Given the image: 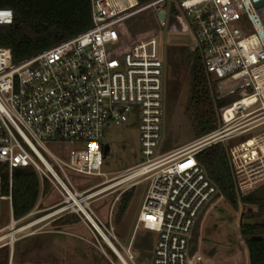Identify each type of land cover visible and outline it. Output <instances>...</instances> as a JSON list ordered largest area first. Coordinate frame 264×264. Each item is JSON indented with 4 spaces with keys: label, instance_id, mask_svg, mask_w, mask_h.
Returning a JSON list of instances; mask_svg holds the SVG:
<instances>
[{
    "label": "built area",
    "instance_id": "1",
    "mask_svg": "<svg viewBox=\"0 0 264 264\" xmlns=\"http://www.w3.org/2000/svg\"><path fill=\"white\" fill-rule=\"evenodd\" d=\"M263 1L90 0L92 27L85 33L19 65L13 63L10 49L0 48V165L7 166L10 175V193L6 196L0 177V213L3 202H7L11 232L16 231L13 240L10 234L0 237V243L9 238L0 248L13 249L18 241L15 236L34 225L16 229L20 221L14 220L12 212L13 169L30 163L42 183L40 197L45 181L60 197V203L51 208L56 211L42 220L78 216L110 264L114 263L103 245L121 264H129L114 244L121 245L114 227L104 224L92 209L93 203L116 185L79 192L70 178L105 177L104 134L113 125L133 120L145 161L129 177L148 182L134 229L142 226L157 233L152 264H208L203 256L190 252V241L200 214L218 190L195 156L218 142L264 127V7L256 8ZM148 11L162 32L168 29L175 11L187 27L192 51L202 54L205 71L214 77L217 98L235 93L240 97L221 110L222 127L216 132L164 155L160 149L165 63L158 52L160 44L151 39L140 40L124 51L118 46L121 24ZM161 13L163 19L159 18ZM13 22V11L0 9V26ZM257 113L263 114L260 122L250 120L249 129L226 134L239 116ZM45 142L60 147L83 144L85 148L70 151L64 161ZM228 154L239 195L246 196L264 184V130L230 146ZM121 246L133 263L131 242ZM8 264H14L12 258Z\"/></svg>",
    "mask_w": 264,
    "mask_h": 264
},
{
    "label": "rangeland",
    "instance_id": "2",
    "mask_svg": "<svg viewBox=\"0 0 264 264\" xmlns=\"http://www.w3.org/2000/svg\"><path fill=\"white\" fill-rule=\"evenodd\" d=\"M120 27L119 50H128L140 40L155 39L160 44L158 52L165 63V113L160 155L195 143L199 139H196L193 133V122L187 114L193 81L191 69L194 66L204 65V61L201 53L191 54L189 60L182 55V49L185 48L193 52V43H191L189 33L174 32L169 29L162 32L150 11L134 16L121 24ZM211 76L213 77V75ZM262 117V113L249 117L239 116L226 129V134H240L252 127L250 120H259L260 122ZM216 120L221 128V110H216ZM262 130L264 127L256 128L225 141V143L229 147L239 144ZM101 144L109 147V152L104 157L102 165V173L105 174V177L72 176L70 180L79 192L95 186H99L98 191L116 185L100 196V199L93 203L92 209L104 224L114 227L115 235L121 245L127 247L131 242L133 263L128 260L122 246L114 242L129 264H152L157 233L148 231L142 226L137 230L134 229L148 182L138 179L126 181L130 178L132 170L145 161L141 154L138 128L133 120L123 125H113L105 132ZM45 145L64 161L67 160L66 155L70 151L85 148L83 144H63L60 147L45 142ZM169 150L171 151L168 152ZM43 154L62 177L53 160L44 151ZM138 181L140 183L132 187ZM105 182L107 183L104 184ZM132 190L134 191L133 198L126 214L118 223L116 215L122 196ZM59 203L60 197L52 188L48 194L40 197L37 207L29 216L20 220L16 229L30 224L34 225L15 236L18 241L13 249L8 246L0 248V264H8L10 258L13 259L14 264H110L96 248L98 242L83 222L57 228L53 222L61 218V215L42 220L56 211L51 208ZM257 212L256 206L249 205H240L238 210H234L223 198L215 196L200 214L194 229V232L198 233V245L195 252L205 257L206 260L208 259L209 264H250L249 253L239 228L243 223H264V218L255 216ZM36 221L40 222L35 223ZM10 224V207L7 202H3L0 213V230H4L0 233V237L11 234ZM7 242H9V238L3 240L0 246ZM103 248L114 264H121L105 245Z\"/></svg>",
    "mask_w": 264,
    "mask_h": 264
},
{
    "label": "trees",
    "instance_id": "3",
    "mask_svg": "<svg viewBox=\"0 0 264 264\" xmlns=\"http://www.w3.org/2000/svg\"><path fill=\"white\" fill-rule=\"evenodd\" d=\"M139 1L145 3L150 0ZM0 9H10L14 13V22L11 25L0 26V48L11 50L15 65L25 63L92 27L90 0H0ZM168 29L174 32H187L186 25L175 11L171 13ZM191 54L199 52L182 49L185 59L189 60ZM191 73L193 81L187 114L193 122L196 139H200L219 129L216 110L231 106L238 102L240 97L235 93L218 99L214 79L205 71L204 65L192 67ZM229 148L227 143L218 142L198 152L195 157L209 181L218 190L217 198H223L234 210H238L240 205L256 206L258 212L255 216L264 218V184L246 196L238 194L228 154ZM0 177L3 194L6 196L10 193L7 166L0 165ZM11 181L13 218L20 221L37 207L42 183L36 169L30 163L14 168ZM43 190L44 195L50 192L49 182H44ZM133 195L132 190L122 196L116 222H121ZM80 221L76 215H66L54 221L53 225L60 228L77 225ZM239 230L249 253V263L264 264V223H243ZM257 237H261L262 240H254ZM197 240L196 231L190 241L192 254L196 253Z\"/></svg>",
    "mask_w": 264,
    "mask_h": 264
},
{
    "label": "water",
    "instance_id": "4",
    "mask_svg": "<svg viewBox=\"0 0 264 264\" xmlns=\"http://www.w3.org/2000/svg\"><path fill=\"white\" fill-rule=\"evenodd\" d=\"M263 7H264V1L261 2V3H259V4L256 6L257 9H260V8H263ZM163 17H164V14L161 13V14L159 15V18H160V19H163ZM108 152H109V147H108L107 145H105V146L103 147V154H104V156H105ZM254 240H262V238H261V237H257V238H254Z\"/></svg>",
    "mask_w": 264,
    "mask_h": 264
},
{
    "label": "bare ground",
    "instance_id": "5",
    "mask_svg": "<svg viewBox=\"0 0 264 264\" xmlns=\"http://www.w3.org/2000/svg\"><path fill=\"white\" fill-rule=\"evenodd\" d=\"M130 179H132V178H128V179H126V181H128ZM15 234H16V231L13 229L12 232H11V234L8 237H11V239L13 240Z\"/></svg>",
    "mask_w": 264,
    "mask_h": 264
},
{
    "label": "crops",
    "instance_id": "6",
    "mask_svg": "<svg viewBox=\"0 0 264 264\" xmlns=\"http://www.w3.org/2000/svg\"><path fill=\"white\" fill-rule=\"evenodd\" d=\"M205 258V257H204ZM206 259V258H205ZM207 261V263H208V259L206 260ZM209 264V263H208Z\"/></svg>",
    "mask_w": 264,
    "mask_h": 264
}]
</instances>
